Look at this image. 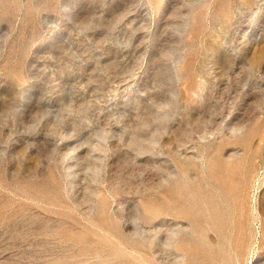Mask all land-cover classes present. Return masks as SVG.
<instances>
[{
    "label": "rangeland",
    "instance_id": "rangeland-1",
    "mask_svg": "<svg viewBox=\"0 0 264 264\" xmlns=\"http://www.w3.org/2000/svg\"><path fill=\"white\" fill-rule=\"evenodd\" d=\"M0 264H264V0H0Z\"/></svg>",
    "mask_w": 264,
    "mask_h": 264
}]
</instances>
